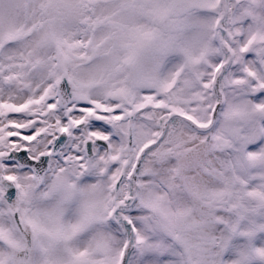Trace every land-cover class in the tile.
Returning <instances> with one entry per match:
<instances>
[{
    "label": "snow or ice",
    "instance_id": "obj_1",
    "mask_svg": "<svg viewBox=\"0 0 264 264\" xmlns=\"http://www.w3.org/2000/svg\"><path fill=\"white\" fill-rule=\"evenodd\" d=\"M0 264H264V0H0Z\"/></svg>",
    "mask_w": 264,
    "mask_h": 264
}]
</instances>
